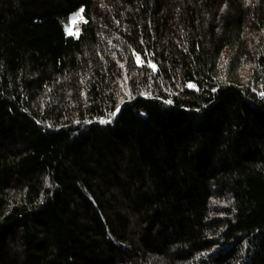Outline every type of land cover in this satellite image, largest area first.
<instances>
[{"label": "trees", "instance_id": "trees-1", "mask_svg": "<svg viewBox=\"0 0 264 264\" xmlns=\"http://www.w3.org/2000/svg\"><path fill=\"white\" fill-rule=\"evenodd\" d=\"M262 94L264 0H0V264H264Z\"/></svg>", "mask_w": 264, "mask_h": 264}, {"label": "rangeland", "instance_id": "rangeland-1", "mask_svg": "<svg viewBox=\"0 0 264 264\" xmlns=\"http://www.w3.org/2000/svg\"><path fill=\"white\" fill-rule=\"evenodd\" d=\"M83 20L82 12H78L74 15H72L68 21V23L65 25V29L67 34L69 35H77L78 34V25Z\"/></svg>", "mask_w": 264, "mask_h": 264}, {"label": "snow or ice", "instance_id": "snow-or-ice-1", "mask_svg": "<svg viewBox=\"0 0 264 264\" xmlns=\"http://www.w3.org/2000/svg\"><path fill=\"white\" fill-rule=\"evenodd\" d=\"M83 11V9H81V12ZM154 67V66H153ZM262 95H264V94H262Z\"/></svg>", "mask_w": 264, "mask_h": 264}]
</instances>
